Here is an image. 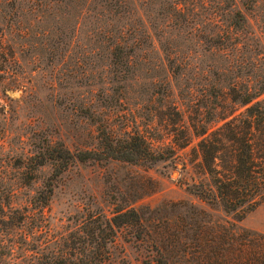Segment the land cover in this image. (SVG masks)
<instances>
[{
	"label": "rangeland",
	"instance_id": "374dc122",
	"mask_svg": "<svg viewBox=\"0 0 264 264\" xmlns=\"http://www.w3.org/2000/svg\"><path fill=\"white\" fill-rule=\"evenodd\" d=\"M0 39L16 60L0 84V264L19 262L6 190L14 192L11 206L23 207L52 173L46 163L21 186L15 158L39 156L47 144L72 152L94 145L95 126L86 118L104 108L102 92L121 98L109 113L113 123L135 119L158 145L169 140L164 79L184 112L190 99L196 106L202 97L203 106L218 108L228 82L264 85V0H0ZM212 118L203 110V121ZM194 144L165 151L173 155L149 167L75 161L54 182L46 232L33 246L44 247L48 227L52 237L64 236L87 212L110 216L116 205L134 208L141 225L117 231L107 264H153L160 239L170 264H194L198 210L213 222L264 234V202L235 222L188 191L200 176L189 160ZM182 221L184 252L176 245Z\"/></svg>",
	"mask_w": 264,
	"mask_h": 264
},
{
	"label": "trees",
	"instance_id": "16d2710c",
	"mask_svg": "<svg viewBox=\"0 0 264 264\" xmlns=\"http://www.w3.org/2000/svg\"><path fill=\"white\" fill-rule=\"evenodd\" d=\"M0 55L1 84L16 61L11 47L3 39H0ZM161 83L166 90L162 99V121L167 142L164 138L156 140L160 144L155 145V139L143 132L135 119L120 116V124L113 123L109 113H113V106L120 103L121 98L102 92L100 100L104 108L93 110L86 118L95 126L94 145L72 152L63 144L58 147L52 144L49 149L47 144L37 152L39 156L15 158L21 186L29 185L38 167L46 163L52 167L48 180L29 197L25 206H11L12 190L4 194V205L12 214L9 221L16 229L18 264H107L117 231L121 227L141 225L140 215L134 208L116 205L110 216L100 211L87 212L64 236L52 237L48 227V240L44 245L47 251L40 245L34 247L35 235L46 232L44 210L53 195L54 182L75 161L100 164L118 161L149 167L173 155L166 156L165 151L174 153L177 148L188 147L195 139L192 147L195 154H191L189 160L194 161L200 176L187 185L190 193L209 208L217 207L231 215L235 222L264 202V85L255 87L248 81L238 80L228 82L220 89L222 103L218 108L209 102L203 106L202 97L196 106V98L190 99L184 112L176 106L168 82L164 79ZM2 92L1 89L0 110H4ZM203 110L213 117L212 122L203 121ZM194 227V264H264V234L235 227L232 223L213 222L201 210L196 211ZM176 231V245L184 252L187 224L182 221ZM159 241L162 247L153 264H170L164 241ZM35 249L41 252L33 251Z\"/></svg>",
	"mask_w": 264,
	"mask_h": 264
}]
</instances>
